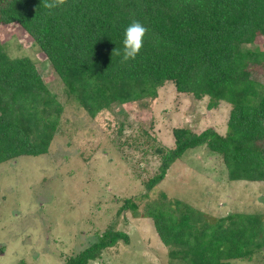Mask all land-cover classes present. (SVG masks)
<instances>
[{"label":"trees","instance_id":"trees-1","mask_svg":"<svg viewBox=\"0 0 264 264\" xmlns=\"http://www.w3.org/2000/svg\"><path fill=\"white\" fill-rule=\"evenodd\" d=\"M133 21L147 32L137 57L122 62L113 51L122 52ZM12 23L43 53L66 102L90 118L132 102L145 106L166 83L177 93L206 97L209 110L229 105L223 133L172 130L173 147L157 150L160 163L146 191L185 151L200 146L220 156L228 180L264 181V0H66L51 14L43 0H0V25ZM258 39L263 49L245 48ZM62 111L33 61L10 57L0 42V164L46 154ZM120 209L137 216L129 199ZM141 217L152 220L167 248L165 264H229L264 247L260 214L213 217L160 193ZM119 241L127 244L128 236L110 226L62 264H88Z\"/></svg>","mask_w":264,"mask_h":264},{"label":"rangeland","instance_id":"rangeland-1","mask_svg":"<svg viewBox=\"0 0 264 264\" xmlns=\"http://www.w3.org/2000/svg\"><path fill=\"white\" fill-rule=\"evenodd\" d=\"M0 42L10 57L33 61L63 106L46 154L0 164V264H62L110 226L125 233L128 243L119 241L88 264H165L167 248L152 220L141 217L160 193L213 217L264 216V181L228 180L220 156L205 146L185 151L160 183L150 191L144 187L159 166L157 150L173 147L174 128L197 134L211 127L223 133L228 104L209 110L206 97L197 100L166 83L145 106L132 102L90 118L66 102L59 79L19 25H0ZM247 47L261 50L263 39ZM128 199L136 205V217L120 209ZM229 264H264V247Z\"/></svg>","mask_w":264,"mask_h":264},{"label":"clouds","instance_id":"clouds-1","mask_svg":"<svg viewBox=\"0 0 264 264\" xmlns=\"http://www.w3.org/2000/svg\"><path fill=\"white\" fill-rule=\"evenodd\" d=\"M65 3L66 0H43V7L48 9L51 14L52 10L61 8ZM146 32L147 29L144 25L139 21H133L125 29L122 52L119 49H114L113 53L117 56L122 55V62L134 60L143 46Z\"/></svg>","mask_w":264,"mask_h":264}]
</instances>
